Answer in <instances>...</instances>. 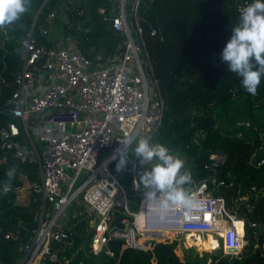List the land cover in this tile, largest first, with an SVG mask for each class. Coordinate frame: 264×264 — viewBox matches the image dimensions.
<instances>
[{
    "label": "built area",
    "instance_id": "1",
    "mask_svg": "<svg viewBox=\"0 0 264 264\" xmlns=\"http://www.w3.org/2000/svg\"><path fill=\"white\" fill-rule=\"evenodd\" d=\"M148 2L152 0H116V12L111 15L105 7L99 9L111 20L114 30L125 36L124 51L118 55L104 59L98 52L91 58L80 50L77 39L67 46L51 45L55 13L41 28L47 44L39 42L33 33L25 43L16 78L18 90L7 101L10 121L0 129L2 149L14 152L23 163L37 164L41 174L31 185L42 202L38 225L30 241L21 246L18 264L68 262L71 233L65 219L75 201H82L96 214L91 223L95 253L105 249L112 236L123 238L125 247L145 251L156 243L174 241L202 249L197 243L212 237L217 246L210 251L230 256L240 253L248 243L247 225L254 229L255 239L264 233L262 224L247 223L246 217L231 211L226 197L220 194L222 188L234 187L235 182L228 183L221 176L220 165L226 158L219 153L208 164L212 174L191 187L197 202L191 214L174 210L161 220L156 205L143 203L144 196H140L139 209L133 210L116 161L110 157L125 138H133V145L145 134L150 139L163 114L142 24L141 7ZM151 34L157 35L156 29ZM109 148L112 154L102 159ZM263 163L264 158L257 162ZM136 172L134 164L133 182L138 181ZM131 190L138 195L134 183ZM247 208L252 211L251 206ZM115 210L126 212L132 221L124 219V228L114 226ZM142 213L150 217L148 225L139 223ZM106 252L114 255L111 250Z\"/></svg>",
    "mask_w": 264,
    "mask_h": 264
},
{
    "label": "trees",
    "instance_id": "2",
    "mask_svg": "<svg viewBox=\"0 0 264 264\" xmlns=\"http://www.w3.org/2000/svg\"><path fill=\"white\" fill-rule=\"evenodd\" d=\"M66 1L75 4L71 7L70 23L84 22L81 30L76 24L74 27L66 25L67 33L79 40L83 53L95 58L96 53L101 52L106 59L124 51L125 36L115 31L111 20L99 12L101 7L106 8L107 15L116 12V0H30L28 11L19 21L0 29V129L10 121L6 114L7 101L18 90L16 78L31 31L39 42L47 44L41 28L46 18ZM245 1L251 3V0H152L141 7L153 78L158 80L163 101L161 123L150 141L164 145L183 160L185 170L192 177V182L185 186L189 191L195 182L212 174L208 168L211 157L216 153L224 155L221 176L235 185L222 188L220 194L226 197L228 208L246 217L247 223L256 221L264 226V163L257 164L264 158V149L260 148V142L240 137L241 130L224 133L214 113L216 109L228 112L235 99L242 96L257 100L258 107L264 109V78L256 94H249L243 89L240 78L229 72L228 65L220 59L232 36L231 27L238 22V6ZM152 29H156L157 35L151 34ZM256 150L257 156L252 158ZM112 152V148L104 150L102 159ZM134 161L139 180L142 169L138 167V158L131 160L120 173L130 204L137 211L144 193L140 188L136 196L131 190ZM13 167L16 171L11 190L2 194L6 173ZM38 180L39 166L21 162L14 152L3 150L0 142V264H18L21 246L30 241L38 225L42 202L31 189L32 183ZM247 206L252 207L251 212ZM95 218L96 214L90 213L83 204L78 205L69 218L70 264H207L206 255L215 254L201 255L187 248L181 257L174 242L156 243L145 251L125 247V240L115 236L105 249L95 253L91 245L94 232L91 222ZM126 218L132 221L126 212L115 210L112 224L124 228ZM246 238L248 243L241 255L228 262L229 256L219 252L220 262L264 264V233L255 239L254 229L247 225ZM107 250L114 255H109Z\"/></svg>",
    "mask_w": 264,
    "mask_h": 264
},
{
    "label": "clouds",
    "instance_id": "3",
    "mask_svg": "<svg viewBox=\"0 0 264 264\" xmlns=\"http://www.w3.org/2000/svg\"><path fill=\"white\" fill-rule=\"evenodd\" d=\"M30 0H0V29L13 25L28 11ZM239 17L231 27L232 36L223 48L220 59L228 70L240 78L243 89L255 95L264 78V0H251L238 9ZM110 157L116 161V171L122 172L131 162L130 155L138 158L142 173L136 188H142L144 204L156 205V212L165 219L172 211L182 210L186 215L196 208V200L185 187L192 182L191 173L185 170L179 156L160 143H152L141 137L135 141L125 138L120 141ZM150 166V167H148ZM15 168H10L2 194L11 190Z\"/></svg>",
    "mask_w": 264,
    "mask_h": 264
},
{
    "label": "rangeland",
    "instance_id": "4",
    "mask_svg": "<svg viewBox=\"0 0 264 264\" xmlns=\"http://www.w3.org/2000/svg\"><path fill=\"white\" fill-rule=\"evenodd\" d=\"M74 2L66 1L62 4V6L55 11V19H54V30L53 35H51V39L53 42V45H66L68 42V39L71 35L67 33L66 25L70 22V12L71 7H74ZM76 24L77 22L73 23ZM158 99H154V103L157 104ZM264 103V102H263ZM259 102L255 99H248L246 96L238 97L235 99L233 106L231 110L228 112H225L223 109H216L214 110V113L218 116L217 124L218 127H220L224 133L226 134H232L236 130H241L240 137H243L249 141H257L260 142V144L263 145L264 149V109L258 107ZM161 123V122H160ZM158 128V126L154 129L152 128L153 133ZM154 129V130H153ZM71 128L68 126V131H70ZM150 130L149 133H152ZM148 136L145 134L144 137ZM143 137V136H141ZM140 137V138H141ZM139 139V138H138ZM134 147V146H133ZM131 156V155H130ZM136 157L131 156V160H134ZM136 164V162H133V166ZM137 166V165H136ZM80 204H83L82 201H79ZM84 205V204H83ZM78 209V203L75 201L66 211L67 219L70 218L69 216H72L73 212H75ZM90 213L92 212L89 208H86ZM135 209V208H134ZM192 242L191 240H189ZM204 240L201 239L200 242L197 244H202V249L198 248L197 246L194 247H188L184 244L175 242L176 244V252L181 257L183 256L184 249L187 248H193L198 252L199 254L203 255L205 253L211 252L208 250V248H213L214 246H217V242L214 241V239L210 238L209 244H205V246H208V248H205L203 246ZM243 251V250H242ZM238 253L237 255H230L227 259L230 262L232 259L237 257L238 255H241V253ZM213 255H206V262L207 264H228V262H220V256L219 252ZM213 253V252H211Z\"/></svg>",
    "mask_w": 264,
    "mask_h": 264
},
{
    "label": "crops",
    "instance_id": "5",
    "mask_svg": "<svg viewBox=\"0 0 264 264\" xmlns=\"http://www.w3.org/2000/svg\"><path fill=\"white\" fill-rule=\"evenodd\" d=\"M80 16L82 15V12H79L78 13ZM77 23H78V29H80L81 30V28H82V26H83V21L82 20H78L77 21ZM69 24H70V26L71 27H74V24L73 23H70L69 22ZM53 30H54V28H53ZM53 30H52V34L51 35H53ZM31 33H33V31H31ZM30 33V34H31ZM72 39H77L76 37H74V36H70V38L68 39V42H67V44L65 45V46H67L68 45V43L70 42V40H72ZM78 40V39H77ZM51 42H52V39H51ZM78 43H79V40H78ZM121 47V46H120ZM81 50V49H80ZM98 53V52H97ZM101 53V52H100ZM96 56V55H95ZM40 178H41V174H40ZM78 205H81L80 203H78ZM40 213V212H39ZM239 215H240V213H238ZM38 216H39V214H38ZM38 216H37V222H38ZM241 217H244V216H242V215H240ZM69 217H71V216H69ZM95 220H96V218H95ZM68 221H69V218L67 219V215H66V219H65V225L67 226L68 225ZM94 221V220H93ZM92 223V222H91ZM67 228H68V226H67ZM93 228V227H92ZM205 245V243H203V246ZM209 245H210V243H209ZM71 247V245L69 246V248ZM68 248V249H69ZM68 249H67V251H66V254H67V256H68V262L66 263V264H70V256H69V253H68Z\"/></svg>",
    "mask_w": 264,
    "mask_h": 264
},
{
    "label": "bare ground",
    "instance_id": "6",
    "mask_svg": "<svg viewBox=\"0 0 264 264\" xmlns=\"http://www.w3.org/2000/svg\"><path fill=\"white\" fill-rule=\"evenodd\" d=\"M149 216H147V213H142L140 216H139V218H138V221H139V223H141V224H146V225H148V222H149ZM210 238H212V237H209V238H206L205 240H204V242L203 243H205V244H209V240H210ZM213 239V238H212ZM204 247L205 248H207L205 245H204ZM212 248H208V250H211Z\"/></svg>",
    "mask_w": 264,
    "mask_h": 264
},
{
    "label": "water",
    "instance_id": "7",
    "mask_svg": "<svg viewBox=\"0 0 264 264\" xmlns=\"http://www.w3.org/2000/svg\"><path fill=\"white\" fill-rule=\"evenodd\" d=\"M174 226H178V223L177 224H174ZM233 251V250H232Z\"/></svg>",
    "mask_w": 264,
    "mask_h": 264
}]
</instances>
